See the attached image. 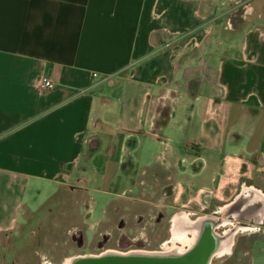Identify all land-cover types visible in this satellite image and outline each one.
I'll use <instances>...</instances> for the list:
<instances>
[{"label":"crops","instance_id":"crops-1","mask_svg":"<svg viewBox=\"0 0 264 264\" xmlns=\"http://www.w3.org/2000/svg\"><path fill=\"white\" fill-rule=\"evenodd\" d=\"M89 169L113 212L237 218L264 241V216L223 211L264 193V0H0V244L65 188L91 215Z\"/></svg>","mask_w":264,"mask_h":264},{"label":"rangeland","instance_id":"rangeland-1","mask_svg":"<svg viewBox=\"0 0 264 264\" xmlns=\"http://www.w3.org/2000/svg\"><path fill=\"white\" fill-rule=\"evenodd\" d=\"M88 178L90 189L87 195L92 198V213L89 215L84 210L85 196L78 191L65 188L60 191L55 200L59 201L58 211H47L48 206L55 208L54 200H44L43 206H39L37 216H34L27 224L18 227L8 237L1 239L0 264H65L69 257L79 254H96L108 249L126 251L129 249H164L171 245L182 243V235H172L170 230L171 214L166 213L165 218L159 222L149 235L152 237L145 245L131 243L129 240L132 230H128V222L122 229L117 227L120 213L129 216L126 212H113L109 203L117 196L103 189L107 185L102 174L89 169L84 172ZM38 198V199H37ZM33 208L40 203L39 197L34 195ZM34 202V201H33ZM109 206L105 215V209ZM57 211V212H56ZM47 213V214H46ZM26 216H30L26 213ZM45 216L44 220L41 218ZM201 213L190 214L194 219ZM40 219H37L39 218ZM20 220L22 217L20 216ZM226 223L217 227L220 232L224 227L232 225L237 218H226ZM98 221V223H97ZM95 224L92 225V223ZM249 222V221H247ZM122 230L128 237L122 239L119 246L115 241H108L98 245V239L104 231H111L116 237ZM173 231V230H172ZM258 229L247 227L239 229L234 236L231 251L222 256L213 257L210 264H264V241L257 239ZM174 233V232H173ZM189 236V232L185 231Z\"/></svg>","mask_w":264,"mask_h":264},{"label":"bare ground","instance_id":"bare-ground-1","mask_svg":"<svg viewBox=\"0 0 264 264\" xmlns=\"http://www.w3.org/2000/svg\"><path fill=\"white\" fill-rule=\"evenodd\" d=\"M255 200H259V204L255 207ZM240 206V209L237 207ZM232 209H237L238 216H253L255 219H261L264 216V193L252 185H247L242 192L228 205L224 206L223 211L229 212ZM241 210V212H239ZM243 212V213H242ZM227 220L218 217L199 216L194 219L190 218L183 212L174 213L172 222L177 225L172 235H182V243L171 245L165 250H144V249H129L126 251H118L108 249L96 254H79L69 257L65 260V264H74L80 258L90 257H105V256H120V257H140V258H159V259H176L187 256L194 248L208 241L209 245H213L216 239L215 230L217 227L226 223ZM251 227V225L243 222H234L228 226L225 231L226 237H231L239 229ZM185 231L189 232V236L185 235ZM174 232V233H173ZM209 252V250H207ZM206 252V253H207Z\"/></svg>","mask_w":264,"mask_h":264},{"label":"flooded vegetation","instance_id":"flooded-vegetation-1","mask_svg":"<svg viewBox=\"0 0 264 264\" xmlns=\"http://www.w3.org/2000/svg\"><path fill=\"white\" fill-rule=\"evenodd\" d=\"M245 186L247 185H244V187ZM178 212H183L188 215V213L184 210L178 211ZM166 213L167 212L160 210V209H150L145 213H131L128 216V219L125 216L120 217L119 223H117V227L119 229H122L128 222H134V226L131 225V223H129V226L127 227L128 230H132V233L128 235L129 240L131 243L145 245L146 243H149L152 238L149 234L152 233L151 231H153L156 228L157 224L165 218ZM199 216L215 217V216H210V215H199ZM176 226L177 225H175L172 222V218H171V226H170L171 233H172V230ZM227 229H228V226L224 227L220 232H218L217 229L214 231L217 236L215 239V242L212 246L208 244L209 252L205 254V256L201 259V262L199 264H210L213 257L222 256V255L228 254L231 251V247L234 242L235 234H233L229 238L226 237L225 231ZM125 233L127 232H124V230H122L115 237L111 231H104V233L102 234V237L100 236V239H98V245L102 246V244L105 242L115 241L117 242L119 246H122L120 244L122 242V239H125V238L127 239L128 237ZM165 249L166 248L164 249H144V250L162 251Z\"/></svg>","mask_w":264,"mask_h":264},{"label":"water","instance_id":"water-1","mask_svg":"<svg viewBox=\"0 0 264 264\" xmlns=\"http://www.w3.org/2000/svg\"><path fill=\"white\" fill-rule=\"evenodd\" d=\"M208 241H204L187 256L176 259L140 258V257H90L80 258L74 264H199L208 250Z\"/></svg>","mask_w":264,"mask_h":264},{"label":"built area","instance_id":"built-area-1","mask_svg":"<svg viewBox=\"0 0 264 264\" xmlns=\"http://www.w3.org/2000/svg\"><path fill=\"white\" fill-rule=\"evenodd\" d=\"M249 10V6H248V4L247 3H245V4H243L242 5V7H241V9L239 10V12L240 13H242V14H244L245 12H247ZM238 12V13H239ZM237 13V14H238ZM228 24H230V21L228 20ZM94 74H97V73H94ZM42 85L44 86V87H46V88H51V87H53V85H54V81L51 79V78H49V77H44L43 78V80H42ZM203 200H204V202L207 200V194H204V196H203ZM84 207H88V203H85L84 204ZM197 206H195L194 205V208H196Z\"/></svg>","mask_w":264,"mask_h":264}]
</instances>
